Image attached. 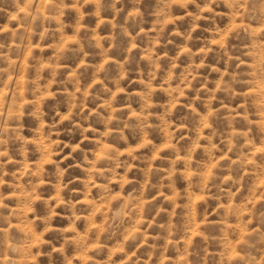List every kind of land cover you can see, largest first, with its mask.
I'll use <instances>...</instances> for the list:
<instances>
[{"label": "rangeland", "instance_id": "rangeland-1", "mask_svg": "<svg viewBox=\"0 0 264 264\" xmlns=\"http://www.w3.org/2000/svg\"><path fill=\"white\" fill-rule=\"evenodd\" d=\"M232 2L0 0V264H264V16Z\"/></svg>", "mask_w": 264, "mask_h": 264}, {"label": "clouds", "instance_id": "clouds-1", "mask_svg": "<svg viewBox=\"0 0 264 264\" xmlns=\"http://www.w3.org/2000/svg\"><path fill=\"white\" fill-rule=\"evenodd\" d=\"M187 2H192L195 3L196 0H185V6ZM216 0H208V3L204 4V8L211 11V5L213 3H215ZM251 3V0H244V3H240V0H233L232 4L230 5L231 7L234 8V10L236 9H242V11H237L238 15H243V16H247L248 12H249V4ZM257 4H258V8H257V12L261 15L264 16V0H257ZM236 27V26H233ZM2 155V154H0ZM0 167H3V164L0 163ZM225 179H228V177H225ZM9 250L11 252H16L17 246L10 244L9 245ZM241 259L243 260L244 257H241ZM4 264H17V261L11 257V256H7L4 260ZM248 264H251V260L248 261Z\"/></svg>", "mask_w": 264, "mask_h": 264}]
</instances>
